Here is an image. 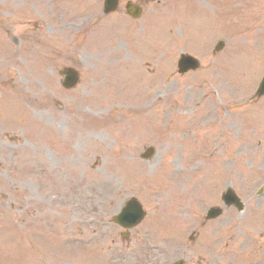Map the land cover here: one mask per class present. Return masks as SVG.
I'll list each match as a JSON object with an SVG mask.
<instances>
[{"label":"rangeland","instance_id":"1","mask_svg":"<svg viewBox=\"0 0 264 264\" xmlns=\"http://www.w3.org/2000/svg\"><path fill=\"white\" fill-rule=\"evenodd\" d=\"M161 1L151 2L135 20L119 11L92 26L93 0H0V27L12 29L0 28V74L12 73L6 57L11 40L20 45L17 86L0 82V225L26 231L12 252L30 250L41 264H124L113 257L110 243L117 226L100 238L94 231L106 208L114 211L130 191L123 185L134 182L147 213L132 230L131 261L125 264L146 263L153 253L160 264L179 257L185 264L262 263L257 259L264 253L254 250L264 211L252 225L227 209L200 226L199 204L210 196L216 202L219 190L231 184L249 207H264V117L254 122L248 116L257 107L264 114V96L248 100L264 72V0ZM190 9L197 14L185 26L180 16ZM219 38L225 44L212 55ZM29 39L35 40L30 49ZM98 40L104 41V53L89 43ZM118 41L125 48L110 50ZM181 51L200 57L202 67L177 74ZM100 63H111L107 69L136 65L137 80L161 93L159 101L153 102L154 93L138 110L122 111L116 96L96 102L93 93L82 96ZM66 66L80 74L71 89L60 85L59 71ZM24 82L27 89L18 85ZM123 105L129 107L127 101ZM133 112L149 122L156 115L157 129L139 136L129 118ZM252 132L255 138L248 139ZM133 139L131 155L158 145L143 165L117 147ZM119 152L131 158L136 171L142 169V177L146 167L155 171L152 178L119 183ZM113 197L116 202L107 206ZM194 228L198 235L189 241ZM4 255L0 250V261ZM25 260L30 264L32 258Z\"/></svg>","mask_w":264,"mask_h":264},{"label":"bare ground","instance_id":"2","mask_svg":"<svg viewBox=\"0 0 264 264\" xmlns=\"http://www.w3.org/2000/svg\"><path fill=\"white\" fill-rule=\"evenodd\" d=\"M122 66H124L125 68H128L126 64ZM129 73L130 72H127L126 69H121L119 66H114V67H111L108 72H105L102 75L96 74L95 77L98 78L100 82V87L101 89H103L104 84L107 83L109 79H112L113 81L116 82L118 81V78H120L121 76L127 75ZM106 89L107 88L105 87L104 90ZM9 233L10 231L7 227L2 228V226L0 225V250L5 252V255H4L5 260L4 262L0 261V264H5L6 262H7L6 264H11V262H14V261H20L22 263H25L26 261L25 257L13 256L9 253V251H12L11 246H15V243L18 241L16 237L12 238L8 236ZM39 263L41 264V261H39ZM39 263L38 261L35 260V258H32L30 262V264H39Z\"/></svg>","mask_w":264,"mask_h":264}]
</instances>
